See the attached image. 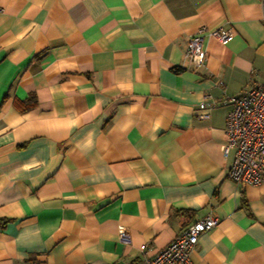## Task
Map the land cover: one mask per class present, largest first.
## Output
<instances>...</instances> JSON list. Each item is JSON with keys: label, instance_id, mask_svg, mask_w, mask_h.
<instances>
[{"label": "crops", "instance_id": "1", "mask_svg": "<svg viewBox=\"0 0 264 264\" xmlns=\"http://www.w3.org/2000/svg\"><path fill=\"white\" fill-rule=\"evenodd\" d=\"M201 26L234 35L192 68ZM251 82L264 0H0V264H135L209 214L193 264H264V182L220 149Z\"/></svg>", "mask_w": 264, "mask_h": 264}, {"label": "built area", "instance_id": "2", "mask_svg": "<svg viewBox=\"0 0 264 264\" xmlns=\"http://www.w3.org/2000/svg\"><path fill=\"white\" fill-rule=\"evenodd\" d=\"M233 35L232 28L199 27L186 40L185 58L188 64L192 68L204 64L205 37H213L225 44ZM205 98L199 104L204 110L201 117H207L208 111L218 104L210 100L209 94H206ZM224 103L230 104L231 108L225 117L224 142L220 149L225 156L233 151L227 175L241 186L260 185L264 182V82H251L239 96L226 97L221 101V104ZM218 222L219 219L212 214L193 221L165 246L135 264H193L190 254L199 236L214 228ZM118 235L122 240L128 238L122 226L118 228ZM140 249L144 254L148 251L146 245H142Z\"/></svg>", "mask_w": 264, "mask_h": 264}, {"label": "trees", "instance_id": "3", "mask_svg": "<svg viewBox=\"0 0 264 264\" xmlns=\"http://www.w3.org/2000/svg\"><path fill=\"white\" fill-rule=\"evenodd\" d=\"M15 105L18 106L21 111H26L35 105V97L33 94H30L23 101H15Z\"/></svg>", "mask_w": 264, "mask_h": 264}]
</instances>
